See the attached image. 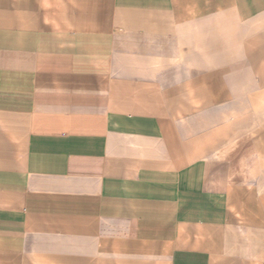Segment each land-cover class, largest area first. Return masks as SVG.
I'll return each mask as SVG.
<instances>
[{
	"label": "crops",
	"instance_id": "obj_1",
	"mask_svg": "<svg viewBox=\"0 0 264 264\" xmlns=\"http://www.w3.org/2000/svg\"><path fill=\"white\" fill-rule=\"evenodd\" d=\"M264 0H0V264H264Z\"/></svg>",
	"mask_w": 264,
	"mask_h": 264
},
{
	"label": "rangeland",
	"instance_id": "obj_2",
	"mask_svg": "<svg viewBox=\"0 0 264 264\" xmlns=\"http://www.w3.org/2000/svg\"><path fill=\"white\" fill-rule=\"evenodd\" d=\"M258 175H259V178L262 180V182H264V165L258 167V169L256 170L255 177H257Z\"/></svg>",
	"mask_w": 264,
	"mask_h": 264
}]
</instances>
